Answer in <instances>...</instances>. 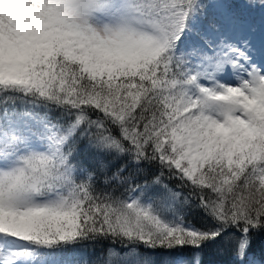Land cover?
<instances>
[{"label": "snow or ice", "instance_id": "obj_1", "mask_svg": "<svg viewBox=\"0 0 264 264\" xmlns=\"http://www.w3.org/2000/svg\"><path fill=\"white\" fill-rule=\"evenodd\" d=\"M257 236L264 0H0V264H264Z\"/></svg>", "mask_w": 264, "mask_h": 264}, {"label": "trees", "instance_id": "obj_2", "mask_svg": "<svg viewBox=\"0 0 264 264\" xmlns=\"http://www.w3.org/2000/svg\"><path fill=\"white\" fill-rule=\"evenodd\" d=\"M186 219L189 223L200 227L207 223L203 214L199 213L197 209H192L186 212ZM264 245V237L257 236L254 241V247L259 248ZM111 245L107 241L100 243H84L76 246L74 249H69V253L74 255L79 264H96L97 260L103 258L107 254V249ZM119 251V247H117ZM186 256H190L191 252H186ZM200 261V264H229L231 259L227 249V245L223 243H217L214 246H209L203 249V251L196 257L192 258V264H196V260Z\"/></svg>", "mask_w": 264, "mask_h": 264}]
</instances>
